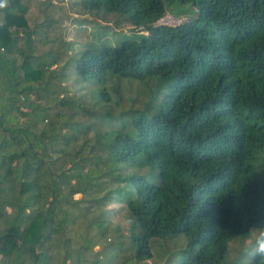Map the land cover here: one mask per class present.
I'll return each mask as SVG.
<instances>
[{
	"label": "trees",
	"instance_id": "trees-1",
	"mask_svg": "<svg viewBox=\"0 0 264 264\" xmlns=\"http://www.w3.org/2000/svg\"><path fill=\"white\" fill-rule=\"evenodd\" d=\"M173 1L81 0L91 12L130 23L133 34L115 45L88 43L49 76L60 54H35L28 7L9 0L0 9V264H51L53 240L72 222V196L105 191L98 180L114 172L115 187L95 202L126 204L140 262L152 258V240L184 235L176 264H222L231 240L249 237L264 220V166L256 165L264 162V0H178L196 7L195 18L160 23ZM65 69L91 85L99 105L95 129L72 118L91 115L86 98L75 101L63 90L56 105L74 112L63 117L58 110L54 120L40 104L38 90L48 101L49 81ZM122 80L152 81L139 107L120 109L119 100H109ZM32 93V103H19ZM92 127L94 140L83 139L72 152L78 134ZM118 164L156 168L159 182L122 177ZM125 181L134 192L121 199L116 188ZM108 219L105 211L98 215V236L107 227L97 222ZM93 241L86 249L99 243ZM235 261L229 264H251Z\"/></svg>",
	"mask_w": 264,
	"mask_h": 264
},
{
	"label": "rangeland",
	"instance_id": "rangeland-1",
	"mask_svg": "<svg viewBox=\"0 0 264 264\" xmlns=\"http://www.w3.org/2000/svg\"><path fill=\"white\" fill-rule=\"evenodd\" d=\"M21 2L28 7L24 16L30 29L35 28L37 30V35L35 34V54H44L50 49L60 54L58 63L46 69V76H49L51 72L56 73L59 70L58 68H62L68 59L71 58L70 61L74 62L75 53L84 49V46L88 43H98L105 40L115 45L123 36L133 34L130 23L118 20L119 17L116 14L91 12L85 9L81 0H21ZM196 13V7L190 2L181 3L175 0L170 4H166V11L160 23L175 25L181 21L195 18ZM47 20L52 21L49 26L40 27V29L35 27L37 24H43ZM105 26L107 27L104 28ZM18 61H20V57H18ZM65 72L66 75L63 78L54 77L49 81L48 101L42 98L43 91L38 90L37 98L40 99V104L52 109L48 119L53 118L54 120L53 114L58 110L63 117H65L66 113L74 112L69 106L60 107L56 105L57 99L62 97L63 90L67 91L68 96L75 101L79 102L81 98H86V103L82 104L90 110L91 115L77 113L72 118L75 122L94 125L95 129L96 123L100 126V121L96 117L99 115L97 114L99 105L95 103L96 100L93 95L94 92L91 90V85L78 78L73 69H65ZM122 82L121 87L116 91L117 93L111 91L107 95L109 100L113 98L116 101L119 100L120 109L131 105L139 107L140 103L144 102L151 92L152 81L150 80H122ZM102 87L103 84L99 85L96 92ZM22 96H19V103H32L33 93L27 98H22ZM22 110L28 111L25 107ZM103 124L108 127L106 123ZM94 129L92 127L86 135L85 133L83 135L78 134V139L75 141L77 144L73 145L70 150L76 152L79 147L78 144L85 138L91 141L94 140ZM85 155L87 156L88 153ZM100 156L102 159L107 158L104 153H101ZM262 164L264 166V162L260 161L256 165L260 166ZM118 166L122 177L134 174L143 175L154 182H159L156 175H154L157 171L156 168H151L150 166H125L122 164H118ZM89 167L90 165H87V168ZM101 172L107 174L108 170L103 166ZM115 175L116 173L114 172L104 175L102 179L98 180L105 183V191L103 192L95 190L96 188H91L86 194L76 193L72 196L71 204L67 206V210L71 213L70 219H72V222L66 226L59 237L53 240V254H55V257L51 264H62L65 257V264H72L78 260L80 264H176V260L180 257L179 250L186 244L184 235L165 236L152 240L150 242L153 253L152 258L140 262L134 257V246L130 241L129 229L132 215L126 204L113 202L100 206L95 202V199L100 198L107 189L115 187L116 181L113 179ZM124 184H126L124 187L116 188H121V191L116 193L120 196L118 198L121 199L124 198L126 191L131 190L134 192V188L128 181L121 185ZM101 211H105V214L109 215L107 223L99 224L97 222L98 226L107 227L103 237H101L102 235L98 236L99 228L96 226V219ZM262 226L264 224H260L259 227ZM4 227V222H2L0 230L4 229ZM254 235L255 230L253 228L249 237H236L231 240L228 255L223 259L222 264H229L239 258L243 261H249V258L245 255V249L252 242ZM90 240H95L99 243H94L93 247L86 249V245ZM118 241L121 242L120 251Z\"/></svg>",
	"mask_w": 264,
	"mask_h": 264
},
{
	"label": "clouds",
	"instance_id": "clouds-1",
	"mask_svg": "<svg viewBox=\"0 0 264 264\" xmlns=\"http://www.w3.org/2000/svg\"><path fill=\"white\" fill-rule=\"evenodd\" d=\"M9 0H0V9L7 8ZM5 20L0 15V26L4 24ZM264 224V221H261ZM255 235L252 242L245 249V255L249 258L251 264H256L257 261H264V226L254 228Z\"/></svg>",
	"mask_w": 264,
	"mask_h": 264
}]
</instances>
